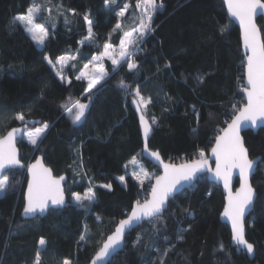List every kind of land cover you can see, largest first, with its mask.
<instances>
[{"label":"trees","instance_id":"trees-1","mask_svg":"<svg viewBox=\"0 0 264 264\" xmlns=\"http://www.w3.org/2000/svg\"><path fill=\"white\" fill-rule=\"evenodd\" d=\"M33 2L51 9L37 17L49 32L42 47L20 23L13 22ZM135 3L117 0V5L106 8L104 0H0V136L22 124L11 118L16 112L25 114L28 128L47 122L50 127L37 145L24 138L17 141L20 159L28 164L42 154L55 175L68 177L65 206L50 209L43 218L22 219L25 170L4 173L9 186L0 192V264H34L38 249L42 264H62L65 258L73 264H88L133 203L147 197L150 183L142 186L125 168L138 157L159 173L141 155V133L130 94L137 85L142 95L152 98L147 116L155 115L158 121L148 146L171 163L198 159L201 150L207 157L225 121L231 120L232 105L243 104L240 31L222 0H163L164 7L153 19L154 31L144 37L133 57L139 68L129 72L122 62L114 69L104 60L108 76L85 92L86 83L76 78L78 72L103 51L105 43L119 44L122 31H113L118 20L121 23L116 13L129 4L130 15ZM68 9H75L76 14ZM85 14L93 21L90 39H86ZM257 24L264 40V19L258 17ZM222 28L226 29L223 33ZM66 54L76 59L64 66L65 79L61 80L44 57L55 62ZM167 63L170 68L165 67ZM200 75L203 81L197 78ZM121 79L131 86L128 94L120 86ZM70 97L88 105L85 118L75 124L62 107ZM193 105L200 114L198 124ZM243 137L249 156L261 157L251 179L257 197L245 221L246 239L254 245L252 258L237 250L229 227L219 219L224 205L221 187L202 175L169 201L162 220L145 221L127 234L123 249L107 264H161V260L164 264H264V129L256 134L246 131ZM81 158L82 168L78 167ZM79 176V184L70 187ZM120 176H125L124 182ZM90 181L96 199L87 208L81 207L70 199V193L82 192ZM103 184H111V190L99 187ZM85 225L88 238L78 243ZM138 234L142 240L134 246ZM179 235L184 239L178 240ZM41 237L46 240L44 247L39 246Z\"/></svg>","mask_w":264,"mask_h":264},{"label":"snow or ice","instance_id":"snow-or-ice-1","mask_svg":"<svg viewBox=\"0 0 264 264\" xmlns=\"http://www.w3.org/2000/svg\"><path fill=\"white\" fill-rule=\"evenodd\" d=\"M47 2L50 3L51 0H47ZM224 3L227 5L231 16L239 21L242 32L243 45L246 50V59L243 62L247 82V86L243 88L246 102L239 108L235 104L232 105L231 122L225 121L227 126L221 129L222 134L215 138L216 144L212 147L211 152L215 157L216 167L214 175L223 180L224 187L228 190L227 203L223 215L231 221V239L237 245V250L244 249L251 256L254 253V245L246 239L244 219L246 211L253 205L254 201L255 188L250 181V177L254 175L255 168L254 161L249 159L248 149L244 146L240 129L246 122H251L252 125H255L258 119H264V40L261 39V29L256 24L258 13L264 17V0H224ZM104 5L106 8H110L112 5H117V0H104ZM59 7H62V5ZM163 7V0H136L135 8L139 10L138 22H134V25L129 30H122L123 25L118 20L113 29V31H122L118 52L114 51L113 45L105 43L103 52L98 56H93L88 63L84 64L80 75L76 77L78 80L82 77L88 78V87L85 92H90L108 76V72L104 69L102 63H99L104 57L111 59L114 69L121 66L122 62L127 63L129 72L139 68V64L133 57L135 52L139 50V45L143 42L144 37L149 32L154 31L152 28L154 16ZM129 8V4H124L116 13L117 17H125V13ZM45 10L49 13L51 12V9H45L43 4L33 2L27 7L25 13L18 14L13 18V22L20 23L24 30L31 35L32 40L39 44H43L49 35L48 29L43 23H36L37 17ZM67 11L73 15L76 14L75 9H68ZM83 18L88 25L89 32V36L86 39H90L92 37L93 21L89 19L88 14H85ZM225 31L226 29H221V33ZM44 59L53 69H56L57 64H59L60 67L56 75L63 80L65 79L62 74L65 64L69 60L76 59V57L62 55L56 57L55 62L48 56H45ZM90 65L92 66L91 75H89L88 71ZM165 67L170 68V63H167ZM157 71H159V68ZM197 78L203 81L204 76L200 75ZM119 83L126 94H128L131 86L123 79ZM130 94L133 96V103L140 113L139 120L145 141V150H147V140L152 133L153 125L158 122L155 115L147 116V109L152 103V98L142 95L140 85L131 89ZM62 107L65 112L72 116L75 124L85 118L88 105L81 103L79 100L73 101L69 98ZM193 111L198 124L200 114L195 112V105H193ZM209 116H212V113H209ZM11 118L20 121L24 127L22 129L12 128L5 136L0 137V172L12 166L19 165L23 167L21 160L18 158L15 143L18 133L23 132V135L27 137L32 145H37L41 134L50 127L47 122H43L42 126L29 129L27 127L28 120L23 112L14 113ZM192 131L196 132L197 128H193ZM148 155L162 165L163 174L152 175L142 165L138 164L136 157L132 158L130 163L136 166L138 170L133 171L131 175L142 186L145 180L149 182L154 180L155 182L151 184L149 196L144 198L143 201L137 199L131 206V212L127 214V218L121 219L112 234L108 235L107 239L102 242V246L95 252L90 264H101L108 256L116 252L125 241V233L138 227L142 221L162 220L170 198H173L185 184L192 185L195 181L202 179V173L205 171H213L202 150L198 153L200 159H193L179 165L164 163L159 151L149 152ZM82 166L81 158V163L78 167L82 168ZM127 167L128 165H125V168ZM233 169H238L240 177V187L235 194L232 193L230 187ZM27 170L30 178L22 210L23 216L34 217L38 213H44L49 210L50 206L66 205L65 189L62 186V182L65 180L64 176L54 178L51 169L45 168L39 158L35 163L27 165ZM118 179L124 182L125 176H120ZM8 186V176H2L0 178V192L5 191ZM94 187L95 185H92L90 181V186L83 193L72 192L71 197L81 207L87 208L88 204H91L96 199ZM99 187L111 190L112 185L103 184L99 185ZM97 219H100V217H97ZM182 231L187 230L183 229ZM87 233L88 229L87 225H85V231L80 234L78 243L87 240ZM177 239L183 240L184 237L179 235ZM141 240L142 236L138 234L134 246L141 243ZM39 245L41 247L46 245V240L43 237L40 238ZM219 248L223 250L224 245L221 243ZM167 252L168 249L164 250L162 255L166 256ZM34 264H42L40 249L36 252ZM62 264H73V262L65 258ZM161 264H164L163 260H161Z\"/></svg>","mask_w":264,"mask_h":264},{"label":"water","instance_id":"water-1","mask_svg":"<svg viewBox=\"0 0 264 264\" xmlns=\"http://www.w3.org/2000/svg\"><path fill=\"white\" fill-rule=\"evenodd\" d=\"M222 2H223V4H224V7H225V10H226V13H227V15H228V17H229V19L239 28V31H240V44H241V54L244 56V60L246 59V50H245V48H244V45H243V37H242V32H241V28H240V24H239V21L235 18V17H232L231 16V14L228 12V9H227V5L224 3V0H222ZM258 17H262L259 13H258V15H257V18ZM257 18H256V24H257ZM263 19H264V17H262ZM257 26H258V24H257ZM259 27V26H258ZM261 39H262V34H261ZM243 77H244V87H246L247 86V82H246V74H245V72H244V69H243ZM243 103H245L246 102V97H245V95H244V93H243ZM132 108H133V110H134V112H135V114H136V117H137V120H138V126H139V129H140V133H141V139H142V150H141V155H142V157L144 158V159H146L147 161H149L152 165H154V166H156L158 169H159V173L157 174V175H162L163 174V167H162V165L158 162V161H156L154 158H152V157H150L149 155H148V153L149 152H152V151H157V150H152V149H150L149 148V146H148V140H149V138H150V136H151V134L149 135V138H148V140H147V150H145V141H144V138H143V133H142V128H141V125H140V120H139V116H140V113L137 111V107H136V105L133 103V101H132ZM243 105V104H242ZM241 105V106H242ZM240 106V107H241ZM231 122V120L228 122V123H230ZM227 126V124L223 127V128H225ZM24 127V125L23 124H20V125H17V126H13V127H11V128H9L2 136H5L6 134H7V132L8 131H10L12 128H23ZM27 127H28V125H27ZM260 129H264V119H258L257 120V122H256V124L255 125H252L251 124V122H246L245 123V125L244 126H242L241 127V129H240V135H241V137L243 138V141H244V146L246 147V145H245V140H244V137H243V133L244 132H246V131H252L254 134H256ZM152 132H153V130H152ZM222 133H221V131L217 134V136H219V135H221ZM2 136H0V137H2ZM216 136V137H217ZM23 137H24V135H23V132H21V133H18L17 134V138H16V149H17V152H18V158L20 159V150H19V147H18V145H17V141L18 140H20V139H23ZM215 137V138H216ZM215 144H216V139L214 140V143H213V145H212V147H214L215 146ZM212 147H211V149H212ZM247 148V147H246ZM211 149L209 150V152H208V155H207V157H205L207 160H208V163H209V166H210V168L213 170V171H205L204 173H202V175H206L207 176V179L209 180V181H211V182H213V183H215V184H217L218 186H220L221 187V190H222V192H223V194H224V205H223V208H222V210H221V212H220V214H219V219H220V221L222 222V223H225L228 227H229V229H230V233H231V221L227 218V217H225L224 215H223V213H224V208H225V205H226V203H227V196H228V190L227 189H225V187H224V182H223V180L221 179V178H217V177H215V175H214V170H215V167H216V165H215V157L212 155V152H211ZM248 154H249V151H248ZM161 155V154H160ZM40 159L41 160V163H42V165L45 167V168H49V169H51V167L50 166H48L46 163H45V161H44V158H43V156H42V154H37L36 156H35V158L33 159V160H31L28 164H25L21 159V163H22V165H23V167L22 166H19V165H17V166H12V167H9V168H6V169H4L2 172H0V177H1V175L4 173V172H6L7 170H10V169H24L25 170V174H26V183H25V186H24V190H23V206H24V202H25V196H26V193H27V186H28V180H29V173H28V170H27V165H30V164H33V163H35L36 162V160L37 159ZM161 158H162V156H161ZM163 159V158H162ZM198 159H200V158H198ZM198 159H196V160H198ZM249 159H251V160H253L254 161V168H255V170H256V167H257V163L261 160V157L260 156H257V157H254V158H251L250 156H249ZM163 161H164V163H171V162H168V161H165L164 159H163ZM191 161V160H190ZM182 163H184V162H182ZM174 164H177V165H179V164H181V163H174ZM51 173H52V176L54 177V178H58V177H60V176H64L65 177V180L62 182V186H63V188L65 189V200H66V204H67V193H66V187H65V184H66V182H67V179H68V177H67V175L66 174H60V175H55L54 174V172H53V170L51 169ZM251 179H252V176L250 177V181H251ZM238 182L237 183V185L235 186V182ZM155 181L153 180V181H151V183H150V189H151V184L152 183H154ZM252 183V182H251ZM190 185H188V184H185L175 195H177L178 193H180L181 191H183L184 189H186L187 187H189ZM230 187H231V191H232V193L233 194H235L236 193V190L240 187V177H239V171H238V169H233L232 170V173H231V184H230ZM149 194H150V190H149V193H148V195L147 196H149ZM256 197H257V193H256V191H255V196H254V201H253V205L246 211V213H245V219H244V223H245V221H246V219H247V217L250 215V213L252 212V210H253V208H254V204H255V201H256ZM172 198H170V200H171ZM169 200V201H170ZM169 201H168V203H169ZM134 204V203H133ZM23 206H22V209L20 210V213H19V215H20V217L22 218V219H33V218H36V217H40V218H43V217H45V215L48 213V211L50 210V209H53V208H62L63 206H65V205H63V206H50V208H49V210H47L46 212H44V213H38V214H36L34 217L33 216H23L22 215V210H23ZM167 208H168V204H167ZM166 208V209H167ZM165 209V210H166ZM131 212V208H130V210H129V212L128 213H130ZM127 213V214H128ZM127 218V215L124 217V218H122V219H126ZM120 221V220H119ZM119 221L117 222V224L119 223ZM145 221H148V220H144V221H142L140 224H139V226H141L142 224H143V222H145ZM116 224V225H117ZM116 225L114 226V229L112 230V232L115 230V227H116ZM138 226V227H139ZM138 227H135L134 229H136V228H138ZM134 229H132V230H130V231H128V232H126L125 233V237H126V235L127 234H129L131 231H133ZM245 231H246V228H245ZM112 232H110L108 235H111L112 234ZM107 235V236H108ZM107 236L105 237V239L104 240H106L107 239ZM103 240V241H104ZM102 241V242H103ZM231 241H232V239H231ZM102 242H101V244H100V246H102ZM124 243H125V241H124ZM124 243L120 246V248L116 251V252H114L112 255H110V256H108L104 261H102L101 262V264H107L108 262H109V260L116 254V253H118V252H120L122 249H123V246H124ZM232 244H234V245H236L233 241H232ZM99 246V247H100ZM99 249V248H98ZM97 249V250H98ZM242 250H244V249H242ZM245 252H246V250H244ZM94 255H95V253H94ZM93 255V256H94ZM248 255V254H247ZM253 255H254V253H253ZM253 255H251V256H249L250 258H252L253 257ZM92 256V257H93ZM92 257H91V259H92ZM91 259L89 260V262H88V264H90V262H91Z\"/></svg>","mask_w":264,"mask_h":264},{"label":"rangeland","instance_id":"rangeland-1","mask_svg":"<svg viewBox=\"0 0 264 264\" xmlns=\"http://www.w3.org/2000/svg\"><path fill=\"white\" fill-rule=\"evenodd\" d=\"M128 12H126L125 13V17H123V18H121V24L123 25V29L122 30H129L133 25H134V22H138L137 21V17H138V15H139V10L138 9H134L133 10V12L130 14V15H128L127 14ZM36 23H40V22H38L37 21V19H36ZM27 33V32H26ZM30 37H31V35L29 34V33H27ZM32 39V38H31ZM34 41V40H33ZM34 43L38 46V47H42V45L43 44H39V43H37V42H35L34 41ZM113 48H114V51L115 52H118V48H119V44L118 45H113ZM104 50V49H103ZM103 52V51H102ZM67 55V54H66ZM99 54H95V55H93V56H98ZM71 56V55H70ZM73 56V55H72ZM92 56V57H93ZM91 57V58H92ZM90 58V59H91ZM89 59V60H90ZM88 60V61H89ZM104 60H108L111 64H112V62H111V59H109L108 57H104L101 61H99V63H102V65H103V67H104V69L107 71V69H106V67H105V62H104ZM70 61V60H69ZM68 61V62H69ZM88 61L86 62V63H88ZM68 62L65 64V65H67L68 64ZM85 63V64H86ZM84 66V65H83ZM59 64H57V68L55 69L56 71H58L59 70ZM83 70V67L81 68V70L78 72V74H77V76H79L80 75V73H81V71ZM89 75H91L92 74V66L90 65L89 66ZM76 76V77H77ZM82 80H84L85 81V83H86V86H85V89L88 87V78L87 77H82L81 78ZM71 98V97H70ZM73 101H75L76 99L75 98H71ZM69 100V98L64 102V104L67 102ZM67 113V112H66ZM68 114V113H67ZM69 115V114H68ZM70 116V118L72 119V116L71 115H69ZM29 129H34V128H29ZM43 134V133H42ZM41 134V135H42ZM29 144H31L29 141H28V139H27V137L26 136H24L23 137ZM132 160V159H131ZM130 160V161H131ZM136 160H137V162H138V164L139 165H142L143 166V168L146 170V171H148L149 173H151L152 175H157L154 171H152V170H150L145 164H144V162L140 159V158H138V157H136ZM130 161L128 162V167L126 168V170H127V173L130 175V176H132L131 175V173L133 172V171H135V170H138L137 169V167L136 166H134V165H132L131 163H130ZM83 164H84V162H83ZM85 165V164H84ZM88 165V164H87ZM5 173V172H4ZM4 173L1 175V177L0 178H2V176H5L4 175ZM77 174H79L78 172H76V175ZM133 177V176H132ZM134 179H135V177H133ZM80 180H81V178H80V176L79 177H77V178H74V181L72 180V182L69 184V186L71 187V185H73V184H75V182H76V184H79V182H80ZM136 180V179H135ZM138 181V180H137ZM139 182V181H138ZM147 182H149L148 180H145L144 181V183H147ZM140 183V182H139ZM149 183H151V182H149ZM88 187H84L83 188V190H82V192H80V193H83L86 189H87ZM72 193V192H71ZM71 193H70V199L72 200V201H74L73 199H72V197H71ZM74 202H76V201H74ZM40 246V245H39ZM41 247V246H40Z\"/></svg>","mask_w":264,"mask_h":264},{"label":"crops","instance_id":"crops-1","mask_svg":"<svg viewBox=\"0 0 264 264\" xmlns=\"http://www.w3.org/2000/svg\"><path fill=\"white\" fill-rule=\"evenodd\" d=\"M127 12V11H126Z\"/></svg>","mask_w":264,"mask_h":264}]
</instances>
